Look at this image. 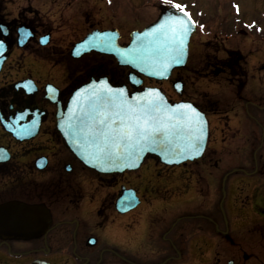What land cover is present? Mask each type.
<instances>
[{
  "label": "flooded vegetation",
  "instance_id": "1",
  "mask_svg": "<svg viewBox=\"0 0 264 264\" xmlns=\"http://www.w3.org/2000/svg\"><path fill=\"white\" fill-rule=\"evenodd\" d=\"M11 2L0 0V264H219L220 247L233 244L237 227L251 225L264 239V133L245 117L250 98L264 97L263 35L253 37L249 24L233 33V21L220 16L219 7L218 14L194 16L181 3L196 28H204L200 45L206 50L193 49L194 32L185 66L165 80L170 93L160 88L171 102L192 101L206 115L205 150L179 164L165 165L148 155L135 170L101 173L66 145L57 126L58 105L64 108L71 92L92 76L105 75L133 90L128 68L111 66L107 58H114L96 51L72 55L93 29L84 15L79 24L75 15L56 24L31 11L13 15ZM239 34L249 40L234 47ZM128 40L120 32V43ZM194 52L196 68L205 67L207 75L234 87L226 101L203 93L186 96L183 74L196 69ZM142 79L141 88L162 82ZM177 81L181 92L174 89ZM218 144L227 148V157ZM125 190L137 203L120 210L117 202ZM236 193L246 200L240 203ZM223 195L227 205L219 206ZM12 202L24 207L6 209ZM19 213V223L10 221ZM14 224L23 229L13 231Z\"/></svg>",
  "mask_w": 264,
  "mask_h": 264
},
{
  "label": "water",
  "instance_id": "2",
  "mask_svg": "<svg viewBox=\"0 0 264 264\" xmlns=\"http://www.w3.org/2000/svg\"><path fill=\"white\" fill-rule=\"evenodd\" d=\"M173 15L181 16L185 20H188V17L183 16L182 11L166 6L160 11L154 22L145 26L141 31H132L130 33V41L127 45L121 46L118 44L117 39L119 33L117 29L102 31L93 30L73 47L72 55L76 57L82 52L90 50L112 55L116 59L118 65L129 67L128 81L135 88L141 84L142 79L139 75L157 80L167 79L173 68L184 66L187 57L189 37L195 29L194 22L190 19L189 31L183 37V44L177 45L176 50L169 51L171 46L168 45L167 41L170 38V32L169 36H154L152 29L158 23L167 21L168 17ZM165 31H169V26H166ZM157 48L161 49L159 53L156 52ZM169 57H178L180 63L175 64L174 62H169V66L164 68L163 64L169 61ZM2 59L3 57L0 58V63ZM177 85H179V87H177ZM175 88L178 91L181 90L179 82L175 83ZM107 89H112L113 91L124 89L125 97L130 101L135 97L138 103H146L152 98L160 96L163 97L164 102L171 108H175L176 105L180 104H191L190 102L184 101L170 103L167 101L164 94L156 87H144L140 90L129 92L124 83L112 85L105 76H101L98 79L90 77L87 82L79 85L73 90L64 108H62L61 104L58 105L57 112V126L66 145L75 157L85 166L97 172L112 173L132 170L139 167L146 154L157 156L160 161L165 164H177L184 160L201 156L207 140L208 125L204 114L196 106L191 104L196 111L200 113V119L203 121L204 127L203 137L200 141V149L198 152H193L190 149L189 133L187 130H184L169 136L160 135L156 143L147 145L149 150L140 152L138 156L134 155L131 159L117 158L114 156L111 161H109L106 158H98L99 153L97 147L93 143L86 141L83 137L78 138L75 134L70 132V127L77 123L76 117L82 116L84 111L92 108L90 101L94 99L95 94L102 93ZM177 111L182 110L178 109ZM193 135L198 136L200 133L196 131ZM136 203L137 201H135L132 194L125 190L123 195L118 199L117 208L120 210H127L135 206ZM5 206L6 209L15 207L21 209L24 207L14 202L6 204ZM28 214L31 215V213ZM11 220H15V222L19 223L21 221V213L14 214V216L12 214V219H10V221ZM14 225L13 231L20 232L21 229H23L19 224ZM228 264H232V261H228Z\"/></svg>",
  "mask_w": 264,
  "mask_h": 264
},
{
  "label": "rangeland",
  "instance_id": "3",
  "mask_svg": "<svg viewBox=\"0 0 264 264\" xmlns=\"http://www.w3.org/2000/svg\"><path fill=\"white\" fill-rule=\"evenodd\" d=\"M163 1L164 0H12L10 9L13 15L20 10L25 12L31 11L33 15L39 13L43 17L46 15L56 24L59 22L61 24L62 22L67 23V20L73 15L77 16L75 20L76 23L78 22L77 24H79V22H82V17H80V15H84L86 19L89 20L92 28L98 27L101 29L116 27L121 32L122 39L127 40L132 29H138L157 17L159 9L163 6ZM179 2L186 5L194 16L196 14L200 15V13L207 15L218 14L219 7L220 16L226 14L228 21H233V33H239V28H245V25L249 24L253 26L249 29H245L251 32L253 37L257 35L256 39L259 40L260 35L264 36V0H172V3ZM78 19H80V21ZM200 21L202 22V18H200ZM242 21H244V23H242ZM202 29L203 31H201V28L197 27L193 35V49L199 51L206 50L201 49L202 46L200 45L201 40H205L204 35L206 34L203 27ZM248 40L249 39L239 34V36L233 39L232 45H237L234 47H239ZM262 44L261 53L264 55V43ZM255 45L250 44L251 49H254ZM219 54L218 52L217 55L219 56ZM192 57L193 60L191 65L196 68L195 62H197V55L195 52ZM107 60L108 63H112L111 66L116 64L114 59L111 60L107 58ZM183 75V79H185L186 82L185 94L191 99H195L196 96L203 93L207 96V99L213 100L218 97L221 101H226L234 90V87H232L229 82L220 80L221 76L217 77L211 73L207 75L205 67L192 69L191 72L187 71ZM262 75L264 78V74ZM254 79H256L254 83H259L257 76ZM157 85L164 91L170 93L169 90H171V87L169 82L162 81L158 82ZM259 93H262V90H260ZM253 94H257L256 91H254ZM173 96H175L174 92ZM245 117L248 120L249 126L255 127L261 132V135L264 133V122L262 120V117H264V97L262 100L255 97L250 98L246 103ZM262 143L263 136H261V144ZM217 146L221 148V154L227 157L224 152L227 148L220 144ZM236 195V200L240 203L246 200L245 194L241 195L236 193ZM220 205H227V197H225V195L222 196L219 206ZM220 212L222 213L221 208ZM249 216L254 217L253 213H247V219L253 221V219L248 218ZM183 220H181V222ZM236 222L238 221L236 220ZM251 228H253L251 225L242 228L237 227V231L233 234V244L231 246L222 245L220 247L219 264H226L227 258H233L235 264H260L258 260L262 259V256H264V239L259 240L261 237ZM249 229L250 233L248 232ZM244 252L249 256L247 260L242 256ZM256 253L259 255V259L257 260L254 259ZM251 255H253V257Z\"/></svg>",
  "mask_w": 264,
  "mask_h": 264
},
{
  "label": "snow or ice",
  "instance_id": "4",
  "mask_svg": "<svg viewBox=\"0 0 264 264\" xmlns=\"http://www.w3.org/2000/svg\"><path fill=\"white\" fill-rule=\"evenodd\" d=\"M165 3L182 11L184 17H188V20H185L181 16L173 15L152 29L154 36H169L170 32L167 43L171 46L169 51H172L176 50L177 45L183 44L191 18L183 5L172 3V0H165ZM166 26H169V31H165ZM160 51V48L156 49L157 53ZM169 62L179 64L180 60L178 57H169L163 67L167 68ZM124 92V89H107L95 94L94 99L90 101L92 108L84 111L82 116L76 117L77 123L70 127V132L78 138L83 137L97 147L98 158H106L109 161L114 156L131 159L132 156L149 150L147 145L156 143L160 135L169 136L184 130L189 133L190 149L193 152L199 151L204 132L203 121L200 119V113L191 104H180L171 108L160 96L146 103H138L135 97L131 101L128 100ZM178 109L182 111H177ZM196 131L200 135H193Z\"/></svg>",
  "mask_w": 264,
  "mask_h": 264
}]
</instances>
